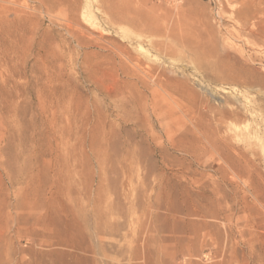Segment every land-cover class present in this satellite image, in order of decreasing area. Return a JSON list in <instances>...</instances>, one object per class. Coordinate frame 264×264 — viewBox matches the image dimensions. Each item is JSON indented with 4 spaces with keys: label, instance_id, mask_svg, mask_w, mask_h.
I'll list each match as a JSON object with an SVG mask.
<instances>
[{
    "label": "rangeland",
    "instance_id": "374dc122",
    "mask_svg": "<svg viewBox=\"0 0 264 264\" xmlns=\"http://www.w3.org/2000/svg\"><path fill=\"white\" fill-rule=\"evenodd\" d=\"M151 263L264 264V0H0V264Z\"/></svg>",
    "mask_w": 264,
    "mask_h": 264
},
{
    "label": "bare ground",
    "instance_id": "6f19581e",
    "mask_svg": "<svg viewBox=\"0 0 264 264\" xmlns=\"http://www.w3.org/2000/svg\"><path fill=\"white\" fill-rule=\"evenodd\" d=\"M125 4H126V2H125ZM125 6H126V5H125ZM125 6H121L122 9H121V8H120V9L123 10V11H127L126 8H124ZM173 206H174V205H173ZM175 207H176V206H175ZM175 207H173V211H172L173 215H175V214L177 213V210H176ZM214 216H216V214H215ZM216 219H217V218H216ZM155 220H156V219H155ZM207 226H208V225H207ZM161 227H162V226H161ZM162 229H163V227H162ZM162 229H161V230H162ZM164 229H165V228H164ZM151 262H152V261H151ZM155 263H156V262H155ZM155 263H154V264H155ZM151 264H152V263H151Z\"/></svg>",
    "mask_w": 264,
    "mask_h": 264
}]
</instances>
